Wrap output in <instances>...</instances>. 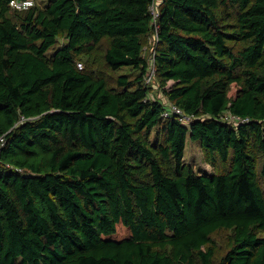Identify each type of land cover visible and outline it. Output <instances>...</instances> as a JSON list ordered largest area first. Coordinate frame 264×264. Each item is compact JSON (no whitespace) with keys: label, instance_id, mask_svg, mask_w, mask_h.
Returning <instances> with one entry per match:
<instances>
[{"label":"trees","instance_id":"16d2710c","mask_svg":"<svg viewBox=\"0 0 264 264\" xmlns=\"http://www.w3.org/2000/svg\"><path fill=\"white\" fill-rule=\"evenodd\" d=\"M10 2L0 264H264V0Z\"/></svg>","mask_w":264,"mask_h":264},{"label":"rangeland","instance_id":"374dc122","mask_svg":"<svg viewBox=\"0 0 264 264\" xmlns=\"http://www.w3.org/2000/svg\"><path fill=\"white\" fill-rule=\"evenodd\" d=\"M153 43H154V39L152 37L151 38L152 46ZM93 62L95 63L98 71L105 69L107 72H109L107 68H105L104 65L105 63L103 62V60L97 57V59L95 58ZM152 94L153 97L158 98V100H163V102L166 100L162 92L155 93L154 91H152ZM185 162L190 164L198 174H205V173L210 174L214 170L213 166L210 163L206 162L205 155L201 148L200 142L192 140L189 134L186 139ZM226 238H227V233H221L215 237L216 245L217 248L219 249L220 256H223L227 251Z\"/></svg>","mask_w":264,"mask_h":264},{"label":"built area","instance_id":"2783aa9c","mask_svg":"<svg viewBox=\"0 0 264 264\" xmlns=\"http://www.w3.org/2000/svg\"><path fill=\"white\" fill-rule=\"evenodd\" d=\"M156 5H158V3H155L151 6L152 12L154 14V19H157L159 16L156 10ZM10 6L11 8L17 11H27L33 6H35V0H11ZM152 65L153 67L151 71L149 72L148 77L146 78L147 84H150L153 80V77L155 76V70H156L155 63L152 62ZM164 103H167V102H164ZM163 117L165 119H176L186 125H189L194 119V115L186 114L180 107H178L177 105L173 103H167L166 108L163 112ZM226 120L232 122L234 125H238L246 121V120H242L240 118L232 117V116L226 118ZM4 145H5V139L2 137L0 139V149Z\"/></svg>","mask_w":264,"mask_h":264}]
</instances>
